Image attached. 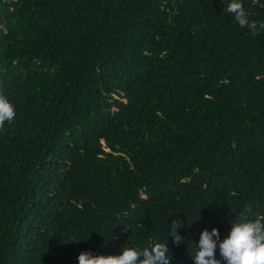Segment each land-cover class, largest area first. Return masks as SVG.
Instances as JSON below:
<instances>
[{
  "label": "trees",
  "instance_id": "16d2710c",
  "mask_svg": "<svg viewBox=\"0 0 264 264\" xmlns=\"http://www.w3.org/2000/svg\"><path fill=\"white\" fill-rule=\"evenodd\" d=\"M230 2L0 0V264H193L203 230L264 215V30Z\"/></svg>",
  "mask_w": 264,
  "mask_h": 264
},
{
  "label": "clouds",
  "instance_id": "9594fccd",
  "mask_svg": "<svg viewBox=\"0 0 264 264\" xmlns=\"http://www.w3.org/2000/svg\"><path fill=\"white\" fill-rule=\"evenodd\" d=\"M224 11L231 14L241 28L247 27L252 35H259L260 30H264V22H260L258 26L257 22L249 21L240 0H231ZM15 116L14 106L0 95V130L6 122L11 124ZM250 211L249 207L244 209L240 214L244 218L239 222L235 220L229 235L223 241H220L218 229L213 228L211 232L203 230L196 244L195 255L191 258L193 264H221V260L216 259L215 255L217 245L225 264H264V215H256L255 219L248 220L245 213ZM170 227L169 235L173 237V243L179 245L183 238L177 229L183 227L182 221L177 219ZM169 253L167 243H156L150 249L142 251L124 246L120 255L94 256L91 252H81L78 261L79 264H171Z\"/></svg>",
  "mask_w": 264,
  "mask_h": 264
}]
</instances>
